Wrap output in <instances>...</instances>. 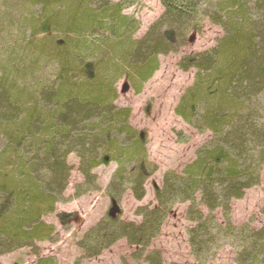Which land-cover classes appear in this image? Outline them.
Returning a JSON list of instances; mask_svg holds the SVG:
<instances>
[{"label":"trees","instance_id":"16d2710c","mask_svg":"<svg viewBox=\"0 0 264 264\" xmlns=\"http://www.w3.org/2000/svg\"><path fill=\"white\" fill-rule=\"evenodd\" d=\"M30 1L40 6L31 34L58 32L65 41L49 51L57 66L50 81L20 88L12 70L0 66V257L54 241V229L42 217L54 212L67 189L70 154H77L84 177L77 196L96 185L94 169L114 162L109 192L130 190L138 201L144 198L156 167L144 134L130 125L131 109L116 105V84L126 77L141 93L159 71L160 57L177 54L209 19L226 36L179 63L198 76L176 113L198 132H211V140L181 173L164 175L155 190L157 205L140 209L141 223L110 215L79 246L91 258L125 239L141 247V257L172 209L186 204L197 262L213 261L229 246L235 264H264V227L236 226L231 217L233 201L260 185L264 165V0H160L164 12L142 38H136L139 21L125 12L131 1ZM40 43L33 44L37 68L39 58L48 59L49 43ZM37 264L57 260L39 257ZM144 264H163L161 254H146Z\"/></svg>","mask_w":264,"mask_h":264},{"label":"rangeland","instance_id":"374dc122","mask_svg":"<svg viewBox=\"0 0 264 264\" xmlns=\"http://www.w3.org/2000/svg\"><path fill=\"white\" fill-rule=\"evenodd\" d=\"M116 2L124 0H114ZM131 1L125 12L139 21L136 38H142L148 29L163 14L160 0ZM40 6L30 0H0V66H8L12 77L20 88L31 87L33 80L50 81L54 77L56 62L51 61L52 48L65 41L58 32L52 35L31 33L32 20H36ZM33 21V22H34ZM226 36V30L205 19L199 32L189 36L186 46L177 54L160 57V69L136 93L131 82L125 77L116 84L118 99L116 105L131 109L130 125L145 137V147L149 161L156 170L146 179L144 198L138 201L130 190L109 192V185L117 170L112 162L93 170L96 185L86 194L76 195L75 188L84 181L79 171L77 154H70L66 163L70 168L68 186L62 200L53 213L45 214L42 220L54 229L51 240L34 243L0 257V264H37L38 258H55L57 264H144L145 255L159 252L163 264H201L192 254L188 230L192 227L186 219V204L176 205L168 214L159 236L154 239L147 251L140 257L141 247L130 245L125 239L114 243L99 256L85 258L79 243L94 227L106 222L110 215L117 216L125 223H141L140 209L155 207V190L162 185L167 172L181 173L195 160L197 150L212 138L209 131L204 133L188 125L176 110L185 93L196 84L197 70L182 71L179 63L186 57L195 56L215 48ZM48 45L44 56L35 67L33 44ZM33 48V49H32ZM51 50V52H49ZM118 199L113 205L112 197ZM264 165L261 183L246 192L241 200L232 203V222L236 226L251 224L254 228L264 227ZM217 218L222 222L221 213ZM38 253V255L36 254ZM140 257L134 260L133 256ZM206 264H235V252L227 246L217 258Z\"/></svg>","mask_w":264,"mask_h":264}]
</instances>
